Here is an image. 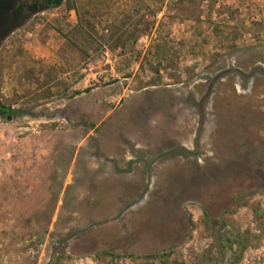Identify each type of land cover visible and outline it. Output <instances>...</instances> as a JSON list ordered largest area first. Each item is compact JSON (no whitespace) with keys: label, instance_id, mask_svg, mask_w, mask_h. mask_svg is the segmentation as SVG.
I'll list each match as a JSON object with an SVG mask.
<instances>
[{"label":"rangeland","instance_id":"rangeland-1","mask_svg":"<svg viewBox=\"0 0 264 264\" xmlns=\"http://www.w3.org/2000/svg\"><path fill=\"white\" fill-rule=\"evenodd\" d=\"M25 8L2 32L0 4V264H264V0Z\"/></svg>","mask_w":264,"mask_h":264},{"label":"flooded vegetation","instance_id":"flooded-vegetation-1","mask_svg":"<svg viewBox=\"0 0 264 264\" xmlns=\"http://www.w3.org/2000/svg\"><path fill=\"white\" fill-rule=\"evenodd\" d=\"M55 2L56 0H2L0 4L3 6L5 12L4 17L1 19L2 22L4 21L1 25L4 27L2 32L14 26L15 22L25 13V7H43L54 5Z\"/></svg>","mask_w":264,"mask_h":264},{"label":"crops","instance_id":"crops-1","mask_svg":"<svg viewBox=\"0 0 264 264\" xmlns=\"http://www.w3.org/2000/svg\"><path fill=\"white\" fill-rule=\"evenodd\" d=\"M139 132H141L142 134L143 133L145 134V126L144 125L140 126ZM142 138H145V136L144 137L142 136ZM127 139H128V137H127ZM128 150H132L135 153V157L140 159L141 160L140 162H142V164L138 163L136 165L137 168L136 167L132 168L133 172L136 171L135 172L136 174L143 175L144 169H143V167H141L139 165H143V166L145 165V162H144L145 161V151H147V150H145V144H135L134 146H131V149H128ZM101 151L103 152V155L105 157H103V159L99 163V165H100L99 174H101V176H110V174H112V172L110 171L108 173V169H106L107 167H102V165H104L103 164L104 161L112 162L113 160H117V161L120 160L119 155L121 156L124 154L122 147L111 146L109 149V153H107L108 152L107 148H102ZM114 156H116V158H114ZM135 157L133 158V160L128 159L126 162L134 161ZM114 172H115V170H114ZM135 179L138 180L139 178H137V176H136Z\"/></svg>","mask_w":264,"mask_h":264}]
</instances>
